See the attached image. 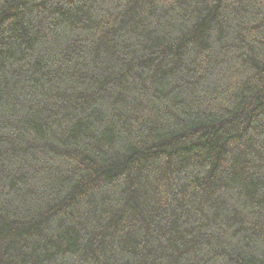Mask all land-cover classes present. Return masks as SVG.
<instances>
[{"label":"trees","instance_id":"obj_1","mask_svg":"<svg viewBox=\"0 0 264 264\" xmlns=\"http://www.w3.org/2000/svg\"><path fill=\"white\" fill-rule=\"evenodd\" d=\"M0 264H264V0H0Z\"/></svg>","mask_w":264,"mask_h":264}]
</instances>
